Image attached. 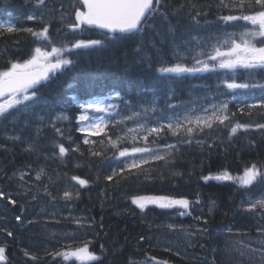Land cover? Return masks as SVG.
<instances>
[{
    "label": "trees",
    "instance_id": "trees-1",
    "mask_svg": "<svg viewBox=\"0 0 264 264\" xmlns=\"http://www.w3.org/2000/svg\"><path fill=\"white\" fill-rule=\"evenodd\" d=\"M198 2L208 5L214 4L215 0ZM46 3L50 11L45 12V22L50 23L49 33L58 46L61 41L101 38L103 31L95 28L73 33L66 27L74 20L76 0H46ZM166 3L167 20L157 15L155 28L148 27L132 34L117 33L102 47L66 53L73 64L49 73V78L41 81V99L33 109L14 112L0 121V145L10 149L0 148V190L17 200L13 206L8 203L7 196L0 198V217H3L0 229L6 228L13 233L9 237L7 231H0V244L6 245V264H80L75 258L64 260L46 255L45 250H68L69 245L75 249L85 241H91L89 250L100 257L92 264H145L148 256L167 260L168 264H213V259L215 264H249L247 256L241 257L235 251H226V248L237 241L243 245L249 238L251 246L256 247V238L260 236L258 225L264 220L260 219L259 213L245 211L241 204L243 202L247 207L250 199L264 194V184L257 183L244 189L231 180L204 181L201 177L215 176L225 170L235 177L243 175L245 167L253 163L258 167L264 165V131L253 129L229 139L227 128L214 126L191 137V144L181 143L182 137L166 133L158 143L176 145L174 163L153 161L144 166L146 171L150 170L149 178L130 175L118 184L115 180L106 181L104 176L120 166L124 158H114L112 149L106 153V159L90 157L89 146L82 143L84 134L77 131V117L81 110L76 101L85 102L93 97L109 95L115 97L118 92L138 111L139 105L154 96L158 97L157 105L161 109L166 108V103L182 104L183 107L178 109L189 108L222 96L217 90L222 73H186L172 77L156 71L160 67L158 61L173 62L174 45L181 47L184 41L197 36H219L223 32L240 31L244 22L226 27L218 19L220 13L217 9L206 7L207 15L199 17L197 23L187 10L179 15L173 14V9L185 0H166ZM41 11L45 9L38 10L34 0H0V21L11 22L17 27L40 29L43 27L41 22L28 21L25 17L39 15ZM61 14L65 16L63 21L60 20ZM223 14L228 13L225 10ZM169 23L174 28L172 32L169 31ZM36 44L29 33H5L0 37V70L9 67L10 59L29 58ZM186 63L191 64V60ZM240 75L243 77L245 74L241 72ZM253 79L264 83V73L254 72ZM169 90L171 100H168ZM220 90L223 91L222 88ZM261 95L264 93L259 89L237 95L235 100H230L229 108L236 111L244 102H257ZM112 102L124 108L121 100ZM62 111L70 119L54 122L64 132V137L59 136L48 121V117L54 118ZM124 114H128L126 110ZM39 116H44V121H40ZM239 119L246 122L250 118L240 116ZM259 122H264V119ZM132 125V121L127 122V127ZM69 135L71 143L66 139ZM12 136H19L20 140L8 139ZM91 139L99 141L102 137ZM149 139L151 141L152 137ZM58 143L70 148L66 156L58 155ZM30 144L32 150H28ZM76 145L80 146L83 155L71 150ZM40 168L46 175L36 180L35 174ZM20 171L30 173L25 175V181H19L18 176L13 177V173ZM176 172L183 175H175ZM72 176L88 180V186H80L71 180ZM24 182L31 189L27 194H23L24 189L18 186ZM65 190H79V199L65 201L62 199ZM197 194L200 203L193 204L192 214L185 216L178 215L176 209H161L153 204L141 210L131 200L137 195H168L194 201ZM33 195L37 197L35 200ZM211 201H215V207L209 213ZM17 215L21 216L19 222L15 219ZM198 216L206 218L207 225L203 220L195 219ZM76 218L82 219L83 227L74 222ZM168 225H174L175 230ZM205 227L206 234L187 236L188 232ZM25 249L37 255L38 259L34 261L26 257Z\"/></svg>",
    "mask_w": 264,
    "mask_h": 264
},
{
    "label": "snow or ice",
    "instance_id": "snow-or-ice-1",
    "mask_svg": "<svg viewBox=\"0 0 264 264\" xmlns=\"http://www.w3.org/2000/svg\"><path fill=\"white\" fill-rule=\"evenodd\" d=\"M34 4L38 10L44 8L45 11L39 12V15L29 14L25 19L41 22L43 27L40 29L17 27L11 22L0 21V37L5 33L26 32L37 41L29 58L24 60L10 59L8 61L9 67L0 70V121L7 119L14 112H27L33 109V105L41 99L39 95L41 81L47 80L49 73H55L66 65L73 64V60L68 58L66 53H72L73 50L102 47L110 37L115 38L114 34L117 33L132 34L142 32L148 27L155 28L156 16L159 15L167 20L168 15L165 11L168 7L166 0H76V4L73 5L75 7L74 20L66 24V27L73 33L77 31L82 33L86 29L92 28L106 31L101 32V38H80L67 43L61 41L58 46L53 42L49 33L50 23L45 22V12L50 11L47 8L46 0H34ZM206 7L209 10L215 7L220 13L218 19L226 27H233L239 22H244V27L239 32H225L222 36L215 37L214 42L210 39L203 46L198 37H193L192 39L197 41L196 49L185 47L181 51L179 45H174L173 62L159 60L160 67L156 71L162 74H171L172 77H180L186 73H222L219 77L217 90L226 99L218 104L213 103L210 107H203L200 111L185 108L183 113L176 111L183 107L182 104L166 103V108L171 110L169 114L158 107V97L155 96L147 103L139 105L138 111L133 109L130 101H124L118 92L115 97L112 95L104 98L93 97L85 102L76 101V98L73 97L77 107L81 110L77 117L79 123L77 131L84 134L82 143L89 146L87 149L89 156L106 159V153L112 149L114 158H124L120 166L113 168L109 174L104 176L106 181L115 180L118 184L121 180L128 179L130 175H144L147 179L150 170L146 171L145 165L153 161H164L166 164L174 163L176 145H160L158 143L166 133L175 137H182L181 143L191 144L193 142L191 137L203 133L205 129L211 130L214 126L227 128L229 139L240 132L247 133L253 129L264 131V122H259V120L264 119V95H261L255 103H242L236 111L229 108L230 100L227 99L230 97L231 100H235L237 95L251 93L256 89L264 93V83L256 82L253 79L254 72L264 73V0H215L214 4L208 5L201 4L198 0H185V3L173 9V14L179 15L187 10L191 19L198 23L199 17L207 15ZM225 10L228 14H223ZM64 19L65 16L61 14L60 20L63 21ZM169 31H174L170 23ZM190 43V41H185V45ZM188 60H191V64L186 63ZM241 72L245 73L243 77L240 75ZM221 88L223 91L220 90ZM171 98V90H169L168 100ZM114 99L121 100L124 108L122 109L120 104L113 103ZM125 110L128 114H124ZM157 112L160 115L153 116L152 122H150L148 120L149 115ZM240 116H246L250 119L242 122L239 119ZM253 117L256 119H252ZM38 119L44 121L45 117L39 116ZM69 119L70 117L63 111L55 114L54 118L48 117L49 125L61 137H64L65 134L56 126L54 121ZM161 120H167V123H161ZM128 121H132L134 126L127 127ZM92 137H102V139L97 141L91 139ZM150 137H152L151 141ZM8 139L16 141L20 140V137L12 136ZM66 139L71 143L72 137L70 135ZM196 142L201 143L200 141ZM128 143H130V147L122 146ZM56 147L59 149L58 155L60 157L66 156L70 151V148L65 147L63 143H58ZM0 148L10 151L5 145H0ZM161 148L165 151L161 152ZM28 150H32L31 144ZM71 150L79 152L81 155L84 154L80 151L79 145ZM79 166L78 164L77 167ZM29 167L31 166L29 165ZM174 174L183 175L180 172ZM25 175H30V173L24 171L13 173V177L18 176L19 181H25ZM45 175V170L40 168L36 171L35 178L40 180ZM96 179L99 180L100 176L97 175ZM201 179L204 181L210 179L231 180L241 188L249 189L254 184H264V165L258 167L253 163L251 166L245 167L243 175L240 176L234 177L225 170L215 176H202ZM71 180L76 181L82 187L89 184L88 180L79 176H72ZM18 186L24 189L23 194L31 191L30 188L26 187V182L20 183ZM45 191L47 192L46 188ZM47 194L51 196V193ZM6 196L8 203L13 206L17 204L16 199L0 190V198ZM79 197V190H65L62 199L72 201L79 199ZM36 198V195L32 196L33 200ZM52 199L54 200L55 197ZM131 200L141 210L153 204L161 209H176L180 216L191 215L193 204L200 203L199 194L194 201L186 197L176 198L168 195H137ZM210 203L209 213L213 211L215 201ZM241 207L247 212L259 213L260 219L264 220V194L255 199H250L247 202V207H244L242 202ZM2 219L3 217H0V220ZM15 219L19 222L21 216L17 215ZM195 219L203 220L205 225L208 223L204 217L198 216ZM74 222L81 227L84 226L80 218H76ZM168 227L175 230L174 225H168ZM0 231H7L9 237L13 235L6 228L0 229ZM181 231H183L182 227ZM258 231L260 236L256 238V247L251 246L252 240L249 238L243 245L239 241L231 244L226 248V251H235L241 257L247 256L249 264H264V223L258 225ZM206 233L207 228L205 227L188 232L187 236L191 238ZM90 243L91 241H85L75 249H71L69 245L68 250L49 251L46 249L45 254L52 257H62L64 260L75 258L80 264H92V262L99 261L100 257L89 250ZM101 248L103 249V245ZM23 253L34 261L38 259L37 255L26 249L23 250ZM0 264H6V245L4 244H0ZM145 264H168V261L158 259L155 256H148ZM213 264H215L214 259Z\"/></svg>",
    "mask_w": 264,
    "mask_h": 264
},
{
    "label": "rangeland",
    "instance_id": "rangeland-1",
    "mask_svg": "<svg viewBox=\"0 0 264 264\" xmlns=\"http://www.w3.org/2000/svg\"><path fill=\"white\" fill-rule=\"evenodd\" d=\"M223 34H221V35H219V36H222ZM219 36H215V35H210V36H207V35H205V36H197L198 38H199V41H200V43H201V45L203 46L204 44H206L210 39H212V42H214V38L215 37H219ZM187 41H190L191 43L190 44H188V45H185V41L183 42V44L181 45V51H183L184 49H185V47H190V48H193V49H196L197 48V41L196 40H193V39H190V40H187ZM245 74V73H244ZM260 93V92H259ZM224 99H226V97H224V96H218V97H216L213 101H211V102H204V103H202V104H198V105H194V106H192V107H189V108H187V109H195L196 111H200L203 107H210V105L211 104H213V103H220L222 100H224ZM227 99H229V97H227ZM230 100V99H229ZM161 108V107H160ZM162 109H164L165 110V112L166 113H171V110H169V109H167V108H162ZM185 108H183V109H177L176 111H178V112H180V113H183V110H184ZM160 115V113H158V114H150L149 115V117H153V116H159ZM148 120L150 121V122H152V119H149L148 118ZM161 123L162 122H167V120H161L160 121ZM132 126H134V124L132 125ZM132 126H130V127H132Z\"/></svg>",
    "mask_w": 264,
    "mask_h": 264
},
{
    "label": "water",
    "instance_id": "water-1",
    "mask_svg": "<svg viewBox=\"0 0 264 264\" xmlns=\"http://www.w3.org/2000/svg\"><path fill=\"white\" fill-rule=\"evenodd\" d=\"M100 30V29H99ZM102 31H106V30H102Z\"/></svg>",
    "mask_w": 264,
    "mask_h": 264
}]
</instances>
